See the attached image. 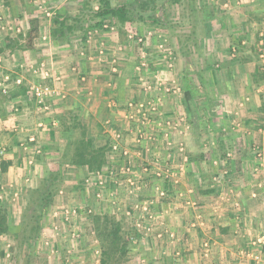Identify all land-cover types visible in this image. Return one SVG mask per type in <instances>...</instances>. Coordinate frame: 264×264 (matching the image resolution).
<instances>
[{"label": "crops", "instance_id": "obj_1", "mask_svg": "<svg viewBox=\"0 0 264 264\" xmlns=\"http://www.w3.org/2000/svg\"><path fill=\"white\" fill-rule=\"evenodd\" d=\"M65 1L0 0V16H4L3 22H0V81L4 75L14 80L15 75L23 73L21 67L33 61L34 57H48L50 54L53 57L51 66L61 78L55 86L63 93L62 98L54 99L51 113L54 116L70 115L72 107L77 104L81 107V114L88 111L90 115H97L102 111L106 114L103 125L106 120L117 125L115 120H123L125 104L129 100L139 102L144 99L142 81L137 80L134 64L132 68V63L138 57L137 51L134 52L136 48H126L128 51L120 57L117 74L107 72L111 58L115 56L113 53L126 43L125 38L119 39L114 45L110 44L109 34L115 32L103 30L105 21L113 24L114 29L116 21L99 18V22L93 24L94 27L84 21L78 27L80 30H75L76 24L72 31L54 36L53 18H47L44 12L57 8L68 9L67 4H63ZM261 3L262 0H241L237 4L234 0L235 6L229 7L234 10L233 14H229L234 16L233 25L260 22L261 19L254 20L251 16L254 11L260 12ZM240 14L244 16L241 19ZM69 20L73 25L75 21L71 17ZM7 23L13 31L2 28ZM248 35L244 33L237 38L236 35L230 37V45L239 46L235 53L231 51L234 46H229V38H225V46V40L219 39L220 35L216 36L218 38L209 35L208 38L215 42L212 54L205 51L204 43L199 50L188 48L187 54L178 57L174 71L162 72L165 79L178 77L181 81L183 74L180 69L184 66L185 81L184 87L182 85L183 94L178 99H164L161 114L164 112L163 116L167 118L170 115L172 120L180 118L179 97L185 96L183 100L188 113L184 121L188 140L192 132H201L202 138H207L201 152H210L212 156L217 144L223 148L219 158L206 162L213 171L204 179L200 177L202 175L193 173L196 159L191 154L192 149L188 148V142L184 147V155L181 156L176 150L171 152L173 166L182 175L177 177L176 182L170 183L173 194L166 191L168 197L163 201H167L168 207L155 210L163 217V230L174 235L173 239L169 236L155 237L156 243L161 245L159 258L162 263L165 261L166 264L168 258L165 257L169 254V264H264V261L254 259L255 255L264 253V246L254 245L259 238L264 237V166L259 172L254 170L256 153L264 150V61L257 60L258 49L254 54L243 50L244 45L249 44ZM253 37L256 46L259 40L256 31ZM194 75H197V80L190 78ZM12 83L8 85L6 93L0 91V140L6 147V155L0 164L1 179L8 178L9 173L15 170L14 165H18V155L13 148L20 145V140L29 136L39 140L44 137V132L54 137V132L58 130L51 128L48 123L52 119L51 113L47 114L48 119H45L42 131L36 130L37 125L35 128L31 126L35 108L26 95L29 82L26 81L24 86H15L14 81ZM87 105L91 106V112L86 108ZM14 108L18 110L16 114ZM160 117L149 120L148 125H157L156 122L161 121ZM119 124L123 128V124ZM129 127L127 124L122 132L125 134ZM216 132H219L217 142L213 137ZM130 133L133 134L131 137L128 135L127 139L130 140L125 144L130 145L131 149L134 147L131 140L133 138L132 141H135L137 132ZM173 136L177 140L182 138V134L180 136L178 133H173ZM158 142L162 143L161 137ZM162 154L164 161L170 158L168 152ZM152 158L162 160L158 153H154ZM160 168L165 169L162 165ZM187 170L191 172L190 175ZM191 176L194 179L190 180ZM202 183L208 185L201 188ZM179 184L181 187H178ZM148 193L142 198L149 199L155 207L163 202L154 201L155 195L151 194L153 197L149 198ZM177 200L181 204H176ZM155 229L156 235L160 228Z\"/></svg>", "mask_w": 264, "mask_h": 264}, {"label": "rangeland", "instance_id": "obj_2", "mask_svg": "<svg viewBox=\"0 0 264 264\" xmlns=\"http://www.w3.org/2000/svg\"><path fill=\"white\" fill-rule=\"evenodd\" d=\"M259 1L261 0H258V2ZM98 2L99 0H67L63 3L67 4L66 6L69 7L65 9L67 13L65 10L59 8L51 10L54 12V16L52 17L54 22L53 19L51 21L52 34L56 35L58 33H56L57 25H55V18L57 15L66 14L70 16L73 21H78L77 29L75 30H80L78 27H80L81 23H84V21H88L91 24L90 26L94 27L93 24H97L98 21V18L95 17V13H97L99 7ZM225 2H229L228 7L235 6L234 0H231L232 3L228 0H181L179 4L175 5L164 3L162 12V14H164L163 22L158 24L159 26H153L148 23L147 20L142 21V15L146 17L150 12L148 9L142 11V0H110L112 6L126 3L130 4L133 6L131 10H134L133 12L136 14L132 22H126L124 24H118L116 22L115 29L113 30L115 33L109 34L110 44L113 43L114 45V43H118L119 39L124 40L128 33H133L136 38L135 34L145 35L150 32L152 36H154L152 45L149 48L151 54L153 52L152 49L157 43V35H161L168 39L169 45L175 52L178 60L179 56L183 57V54H187L186 50L188 48L199 50L202 43L205 44V51L212 54V50H215V42L211 41V38H208L209 35L214 37L220 35L219 39L225 40V46L227 44L225 38H229V46H234L237 50L239 46L234 44V42L232 43L234 45H230L232 42L230 41L232 39H230V37L236 35L237 38L240 34L245 33L249 34L248 38L250 41L248 42L249 44L244 45L243 50L250 51L254 54L255 50L258 49V41L255 46L253 34L255 31L259 33L257 26L258 23L260 25V22L252 21L253 24L247 23L245 26L243 24L241 26L239 24L236 25L235 23V25H233L232 18L234 16L229 14H233L234 10L223 7ZM149 4V7L153 5L152 9H158L162 4V0H153V4ZM238 10L239 9L235 10V12ZM259 11L260 12L257 13L254 11L251 18L254 20L256 18L260 19L262 15L260 7ZM239 16L240 19L244 17L242 14ZM108 19L110 18H106V20ZM107 31L110 32L109 30ZM143 47L145 48V45ZM48 55V57L42 58L34 57L33 61L30 60L31 62L21 67L23 73L17 74L15 77L20 78L22 82L20 85L15 84V86H24L23 84H25L26 81L29 83L53 86L51 76L61 79L60 76L55 74V69L51 66L53 61L52 55ZM258 56L257 60H261ZM135 62L132 63V68ZM42 63L49 72L50 79L48 80H42L39 75L35 76L32 71L30 72L28 70L30 65L37 68ZM151 63H153V61ZM150 66L153 68L152 65ZM182 67L180 69L183 74L182 80H178L177 77L181 89H183V81H185V74ZM106 70L107 72L110 71L108 68ZM145 77H147V75H145ZM190 78L193 80L198 77L194 75ZM58 82L59 81H57V83ZM12 84L11 81L9 85L11 86ZM26 91L28 92V88ZM26 95L29 97L28 93ZM54 96L51 97L48 102L50 113L54 99L62 98L58 95ZM184 98L186 97H183V95L179 97L181 104L178 103V105L180 108V118L183 117L182 119L185 120L188 109L183 100ZM31 101L34 103L33 105L35 108L32 114L33 120L31 126L35 128L37 124L42 123L43 126L41 128L36 126L37 131H42L41 129L45 126V119H48L47 114L42 113V111L38 109L33 99H31ZM90 107L89 105L86 106L91 112ZM80 110L81 107L76 104V106L72 107L70 115L61 114V116H59V114H57V117V115L54 116L53 113H51L52 119H49L48 123L50 124L51 120L56 122L55 126H50L51 128H58L57 132H54L56 136L54 135V137H51L47 132H44V137L39 140L36 138V143L32 146L33 149L29 147L31 148L29 150L23 148L26 145L28 137L24 140H20V145L15 147V149L13 148L15 154L18 155V165H14L15 170L9 173L10 170L8 169L9 175L6 179H1L2 174L0 170V210L5 215L7 227L5 233H0V264H100L102 248L99 244L101 241L97 239L94 230L93 217L95 215L100 217L105 215L111 220L119 222L121 228L119 235L121 239L125 240L129 245L127 248L128 251L123 258L120 257V251H115L116 254L113 259H107L108 264H152V262H155V264H165V261L162 263L159 258L161 245L160 243H156L155 234H144L141 232L142 229H140V232L137 231L134 226L133 217L126 214L128 210L133 212V203L127 200L125 186L121 185L117 190L113 191V197H110L108 193L105 192L103 198L96 199L94 196L95 186L91 185V182L86 183L85 180L88 178L92 179V177H90L91 174L98 170L91 172L87 165L77 166L72 163L74 160L73 155L75 146L81 139V135H84L85 138L90 140L92 149L108 148L106 150L107 152H105V164L99 170L107 167H115L119 170L123 164L122 158H120L119 155L113 158L111 157L109 145L114 143V137L111 134L112 132H105L107 129H104L103 122L106 118V114L104 115L102 111L97 115H90L88 111L81 114ZM13 112L16 114L18 110L17 112ZM169 118L170 115H168V119ZM213 120L217 119L214 118ZM115 121L117 124H123V128L121 127L122 130L127 127L126 121ZM129 125L131 131H135L138 128L137 123L133 122ZM148 126L149 125H147L148 132H145V135H143L142 139L144 141L142 140V143L132 141L133 138L131 140V144H134V147H131V154H135L136 157L132 156V161L129 160L135 165L136 170H139L141 165L143 167L148 162H151L154 153L160 154L162 157L160 162L163 161L161 165L163 167L166 165L162 153L169 152V149L167 150L169 146L164 142H158V132H153V130H151L154 129L155 126ZM183 127L184 132L179 141L183 142L185 145H187L188 142V148L192 149L191 154L194 156V159H196V168L192 171L195 175H202L200 177L204 179L208 174L211 175L213 171L211 166L209 167L206 162H210L211 159L215 157L219 158L223 154V148H219V144H217V148H215L212 156L210 152H201L200 150L206 143L207 138H202L201 132H192L193 135H191V138L188 140L185 121H182V128ZM132 134L133 133L130 132H125V134L122 132L124 139L122 140L120 137L118 140L121 149L125 147V142L130 140L127 139L128 135L131 137ZM149 137L150 139H148ZM213 137L216 141V138H219V132H216ZM155 139H157V141H155ZM174 140L177 142L176 138ZM150 143L151 145H149ZM0 144L5 147L1 140ZM146 144L147 146H145ZM144 147L148 149V152H145ZM35 149H38L40 153H35ZM136 151L142 152L139 157H137L138 153L136 154ZM138 159L139 161H137ZM29 161H31V163H29ZM161 169L165 170L163 168ZM188 170L187 172L190 175L191 172ZM51 177L56 178L57 184L54 198L49 206L42 207L39 205V201H37L39 196L38 191L44 186L47 178ZM189 178L190 180L194 179L193 176ZM207 185V183H202L200 187L202 188ZM161 186L170 195L173 194V188L168 181L163 182ZM178 187H181V185L179 184ZM108 189H112V185L108 184L107 190ZM177 189L179 190L180 188H176V190ZM201 190L205 191V189ZM168 203H171V201H168ZM175 203L181 204V201L177 200ZM150 206L153 208L154 212L157 208L161 209L163 206L168 207L167 201L161 202L159 206L156 207L153 204ZM28 209L40 218L38 223L39 227L37 228V230L39 229L38 231L35 230L33 219L29 217L31 212ZM65 210L68 211L67 214L65 213L66 215H64ZM89 211H91V213H89ZM186 221L184 219V222ZM143 222L142 220V223ZM143 225L144 224L141 226ZM74 232H77V236H73ZM8 254L9 256H7ZM182 255L183 254H181V256ZM165 258H168L166 264H169V254Z\"/></svg>", "mask_w": 264, "mask_h": 264}, {"label": "built area", "instance_id": "obj_3", "mask_svg": "<svg viewBox=\"0 0 264 264\" xmlns=\"http://www.w3.org/2000/svg\"><path fill=\"white\" fill-rule=\"evenodd\" d=\"M235 2L237 4H240L241 0H235ZM40 6L42 7L41 4ZM228 6L229 2H225L223 5V7L225 8ZM261 13V21L258 28L259 40L257 48L259 58L264 61V0H262L261 3ZM44 14L47 18H52L54 16V12L49 10H45ZM3 20L4 16L1 15L0 22H3ZM2 28L10 32L13 31L12 26L8 25V23L3 25ZM103 29L112 32L114 30V25L108 23V21H105L103 23ZM135 35L136 38L133 33L127 34L125 46H120L116 49V51L113 53V55L115 56L111 58V62L109 63L110 73L113 75L117 74L119 72L120 57L128 51V49L126 48H130L133 46L136 48L135 51H137L138 57L134 64V72L136 77L138 78L137 80L142 81V92L144 94V99L139 100V102L129 100L125 104L126 106L124 109L123 120L126 121L127 124H132L134 122L138 125L137 130L131 131V128L129 127L128 129H126V132H137L135 142L140 143V141L143 140L142 137L143 135H145V132H148L147 125L149 124V120H157L161 115V121L156 122L157 125H155V127L157 128L156 132H158L157 139L160 140L161 137L162 142L166 143L169 146V148H167V150L169 149L167 156L170 158H167V160L165 161V170H162L160 168L161 162L160 160L158 161L157 158H153L151 162H148L143 167L141 165L139 167V170H136L135 165L131 163L132 156H136L131 154L130 146L128 144H125V147L122 149L119 146L118 140L120 139V137L122 138V140L124 139L120 124L116 125V123H113L110 120H106L104 127L107 130H105V132H112L111 134L114 137V143L112 145H109L111 157L113 158L116 155H119V157L122 158L123 164L119 170L115 167H107L105 169L98 170L91 174L90 177H92V179L88 178L85 180V182H91V185L95 186L94 196L96 199L103 198L105 192L108 193L110 197H113V191L117 190L119 186L124 185L126 188L127 200H130L133 203V212L131 210H128L126 214L133 217L135 223L134 226L137 231L140 232V229H142L141 232H143L144 234H152L155 233V228L159 227L160 232L157 231L155 237L157 235L158 238H160L161 236H169L171 239H173L174 235L172 233H169L167 230H163L165 224H163L162 215L158 214L157 212H153L150 206L153 203L149 199H143L142 195H144L146 192H150L148 193L150 195L149 198L155 195L154 201L160 202V200H166L168 195L162 188V183L165 181H168L169 183L176 182L177 177L182 175L173 166L171 152L176 150L178 154H181V156L184 155L183 153L185 144L179 141L181 137H179L178 140L176 139V142L173 136V133H178L180 136L183 133L182 121H184V119H182V117L172 120L163 116L164 112L163 114H161V110L164 109L162 106L166 97L178 99V96L182 94V89L178 83L177 78L165 79L162 76L163 71L171 72L175 70L177 58L175 52L169 45L168 39L165 36L157 35V43L152 49L153 52L151 54L149 48L152 45L154 36H152L150 32L145 35ZM144 45L145 48L143 47ZM231 51L232 53H235L236 48L232 47ZM152 61L153 63H151ZM150 65H152L153 68H151ZM28 70L30 72L32 71L35 76L39 75L42 80L50 79L49 72L48 70H46L43 63L40 64L37 68H34V66L30 65ZM145 75H147V77H145ZM51 79L53 86L42 85L39 83H29L30 85L28 84L27 86V93L30 99H33L37 104L38 109L45 114L50 113V106L48 102L50 101L51 97H53L54 95L63 97V93L55 86L57 81H60V79L54 76H51ZM11 81H14L16 85H20L22 82L18 77L12 80L9 75H4L2 77V80L0 81V89L2 92H7L8 85ZM14 111L17 112V109L14 108ZM50 124L51 126H55L56 122L54 120H51ZM42 126V123L37 124V127L39 128H41ZM151 130L155 132L154 129ZM148 139H150V137ZM157 139H155V141H157ZM35 140L36 138L34 136H29L27 138L26 145L22 147L26 150L31 149L29 147L35 145ZM149 145H151V143ZM144 150L145 152H148V149L146 147H144ZM34 152L40 153L38 149H35ZM4 155L5 147L0 144V161L4 157ZM139 155L140 153H138L137 157H139ZM228 156L229 155H227V157ZM255 159L256 162L254 170L256 172H259L264 166V150L258 151L256 153ZM29 163H31V161H29ZM108 184L112 185V189H108L109 191L107 190ZM151 194L153 196H151ZM65 213L67 214L68 211L65 210L64 215H66ZM89 213H91V211H89ZM142 220L144 221L143 223ZM142 224L144 225L141 226ZM73 236H77V232H74ZM256 242L257 243L254 245L264 246V237L259 238ZM7 256H9V254ZM254 259L256 261H264V253L255 255Z\"/></svg>", "mask_w": 264, "mask_h": 264}, {"label": "trees", "instance_id": "obj_4", "mask_svg": "<svg viewBox=\"0 0 264 264\" xmlns=\"http://www.w3.org/2000/svg\"><path fill=\"white\" fill-rule=\"evenodd\" d=\"M180 2L181 0H162L160 8L152 9L153 0H142V11L147 9L148 11L150 10L148 16L145 17L142 15V21L147 20L148 23L156 26L163 22L164 14H162V12L164 3L175 5L179 4ZM98 3V11L95 13V17L98 19L111 18L114 19L118 24H124L126 22H132L136 15L135 12H133L134 10H131L133 6L127 3L117 6H112L110 0H99ZM149 3H151L152 7H149ZM76 24L77 21H75L73 25L70 23L69 16L67 17L66 15H57L55 18V25H57L56 33H58L53 35L61 36L65 33V31L66 33L70 32L76 27ZM107 149L108 148H99L97 150L92 149L90 140L85 138L84 135H81V139L75 146L73 155L74 160L72 163L77 166L87 165L91 172L99 170L105 164L104 158ZM56 185L55 177L47 178L44 186L38 191L39 196L37 201H39V205L42 207H47L52 203L56 191ZM30 212L31 215L29 217L33 219L35 230L38 231L39 229L37 230V228L39 227L38 223L40 218H38L34 212ZM93 224L96 237L101 241L99 242L100 247L102 248L100 264H108L107 259H113L116 254L115 251H120V257L123 258L128 251L127 248L129 245L125 240H122L119 235L121 230L120 223L111 220L105 215L101 217L95 215L93 217ZM6 229V218L0 210V233H5Z\"/></svg>", "mask_w": 264, "mask_h": 264}]
</instances>
